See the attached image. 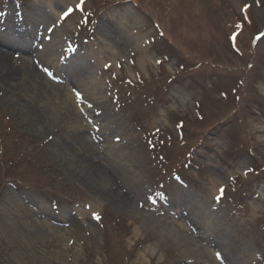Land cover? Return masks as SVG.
Segmentation results:
<instances>
[{
  "label": "rangeland",
  "instance_id": "374dc122",
  "mask_svg": "<svg viewBox=\"0 0 264 264\" xmlns=\"http://www.w3.org/2000/svg\"><path fill=\"white\" fill-rule=\"evenodd\" d=\"M79 3L0 0V264H264V0Z\"/></svg>",
  "mask_w": 264,
  "mask_h": 264
},
{
  "label": "bare ground",
  "instance_id": "6f19581e",
  "mask_svg": "<svg viewBox=\"0 0 264 264\" xmlns=\"http://www.w3.org/2000/svg\"><path fill=\"white\" fill-rule=\"evenodd\" d=\"M17 26L14 25L13 27H10V29H14ZM0 45L3 48H6L8 50H16V51H21L25 54H30V52L32 51V46L28 43H24L22 41L19 40H12V39H5L4 40H0ZM24 62V65H26V67L30 70V72L40 81L41 80H46V78L34 68V65L31 63L30 59H26ZM4 63H9L11 66V69H15V66L12 63L11 60V53L10 51L4 50L0 48V70L3 71V76H6L7 72H5V67H4ZM3 65V66H2ZM1 77V76H0ZM3 81V79H2ZM49 84L50 88L48 90V92L46 93V95H48L50 98L51 96H53V94L55 96H57L58 99L60 100H64V93H63V86L61 84H56V83H51L50 81L47 80L46 85ZM50 92V93H49ZM80 143H83L86 145L87 140L85 138L80 137V139L78 140ZM85 171L90 172L92 171L89 167H87V170L85 169ZM96 174V172L94 173ZM89 175H91V173H89ZM97 175V174H96ZM112 175V174H111ZM114 176V175H113ZM98 181L100 182H104L105 178H104V174H98L97 176ZM116 199L120 200V201H127V197L120 191L117 190L116 192H114L112 194Z\"/></svg>",
  "mask_w": 264,
  "mask_h": 264
},
{
  "label": "snow or ice",
  "instance_id": "6c2138e0",
  "mask_svg": "<svg viewBox=\"0 0 264 264\" xmlns=\"http://www.w3.org/2000/svg\"><path fill=\"white\" fill-rule=\"evenodd\" d=\"M82 5H83V0H80V3L76 5V8H75V9H74V8H69V9H67V11L65 12V15H66V16H67V15H70V14H71L73 11H75L76 9L83 10ZM249 7H250V5H245L243 11L247 12V9H248ZM238 27H239V25H238ZM261 35L264 36V33H262ZM231 39H232L233 41H235V40H236V34H234V35L231 37ZM257 39H259V37H257ZM157 62L159 63V61H157ZM106 67H111V66H110V65H106ZM45 70L47 71V69H45ZM75 95H76V98H77L78 100H81V101H82V100L84 99V97H83V95H82V93H81L80 91H76ZM156 131L158 132L159 129H157ZM220 191L223 192L224 189L221 188ZM94 216H95L96 219H99V216H98V215L94 214ZM217 256L219 257V253H217Z\"/></svg>",
  "mask_w": 264,
  "mask_h": 264
},
{
  "label": "trees",
  "instance_id": "16d2710c",
  "mask_svg": "<svg viewBox=\"0 0 264 264\" xmlns=\"http://www.w3.org/2000/svg\"><path fill=\"white\" fill-rule=\"evenodd\" d=\"M241 32V31H240Z\"/></svg>",
  "mask_w": 264,
  "mask_h": 264
}]
</instances>
